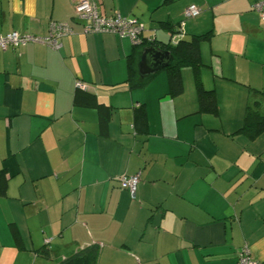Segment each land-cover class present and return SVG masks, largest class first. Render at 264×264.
Returning <instances> with one entry per match:
<instances>
[{
    "label": "crops",
    "instance_id": "0c3cea01",
    "mask_svg": "<svg viewBox=\"0 0 264 264\" xmlns=\"http://www.w3.org/2000/svg\"><path fill=\"white\" fill-rule=\"evenodd\" d=\"M79 1L0 0V35L46 36L67 22L75 31L58 50L0 51V264H59L89 247L95 264H236L244 245L264 264V132L250 140L237 131L254 91L264 94L258 0H92L101 16L133 18L143 39L162 43L170 32L159 23L176 26L186 7L199 8L182 32H210L198 77L216 114L196 113L189 68L178 96L167 95L164 72L130 88L132 42L83 35ZM139 106L144 134L134 127ZM137 174L131 199L117 179Z\"/></svg>",
    "mask_w": 264,
    "mask_h": 264
},
{
    "label": "trees",
    "instance_id": "16d2710c",
    "mask_svg": "<svg viewBox=\"0 0 264 264\" xmlns=\"http://www.w3.org/2000/svg\"><path fill=\"white\" fill-rule=\"evenodd\" d=\"M123 18H127V17H123ZM127 19H131L137 22V20L133 18H127ZM183 22L184 19L182 17V21L173 27L166 22L159 23L162 27L167 29L168 32H170L169 40L165 43L157 42L155 41V39L154 40L143 39L141 34L140 44L134 45L133 50L126 57V68H127L126 83L132 89L142 88L158 74L156 73L149 77H142L138 74V70H137V65L141 53L143 52L144 49L153 46L158 51L167 53L169 57L168 65L160 71V72H164L167 77V83H168L167 95L170 97H175L181 94L183 88H182V80L180 73L182 69L189 68L192 70L194 75V85H195L196 98H197L196 113L216 114L217 104L214 97V93L211 90L204 89L198 77V72L201 67L199 47L202 42L209 40L210 32H207L202 35H195V36H191L190 38H186L185 34L182 32ZM172 39H174L173 42ZM254 95H257L259 97L255 99L256 101H254L252 106L257 107V105L260 102L259 98L263 99L264 94L254 91ZM75 102L77 103L78 100L75 99ZM84 105L89 107L97 106L98 110L101 113L100 121L104 126L106 123L105 119H107V117L102 114L103 113L102 107L100 105H96L93 101L86 102L84 103ZM253 107L251 106L246 107L243 123L241 127L237 130L238 132L244 134L250 140L257 138L264 132V113L260 114V112L257 109H253ZM134 127L136 128V131L140 134H144L146 131V117L142 106H139L135 110ZM6 182H7V178L4 171L0 170V197L5 195V189L7 184ZM38 252L43 256H48L47 250L44 251L39 250ZM96 258H97V249L95 247H89L64 259L59 264H95Z\"/></svg>",
    "mask_w": 264,
    "mask_h": 264
},
{
    "label": "built area",
    "instance_id": "2783aa9c",
    "mask_svg": "<svg viewBox=\"0 0 264 264\" xmlns=\"http://www.w3.org/2000/svg\"><path fill=\"white\" fill-rule=\"evenodd\" d=\"M251 9L256 12L262 22H264V0L255 1ZM200 9L195 5L186 7L182 12L184 20L196 17ZM74 19L83 22L80 32L85 35L111 34L120 38L129 39L133 45L140 44L143 25L134 20L123 18L119 15L112 17L101 16L96 4L92 0H81L73 8ZM182 25V24H181ZM75 33L69 22L51 23L49 33L46 36H35L29 34H19L10 32L6 35H0V51L25 47L28 44L44 45L51 50H58L61 47L60 40ZM180 36V35H179ZM174 39H172V42ZM78 89H84V86L77 84ZM119 187L128 192L131 199L135 198L139 175H122L117 179ZM48 243V240H45ZM236 264H259L252 259L247 246H243L236 255Z\"/></svg>",
    "mask_w": 264,
    "mask_h": 264
},
{
    "label": "water",
    "instance_id": "95a60500",
    "mask_svg": "<svg viewBox=\"0 0 264 264\" xmlns=\"http://www.w3.org/2000/svg\"><path fill=\"white\" fill-rule=\"evenodd\" d=\"M169 57L167 53L160 52L153 46L143 50L140 55L137 70L142 77H149L159 73L168 65Z\"/></svg>",
    "mask_w": 264,
    "mask_h": 264
},
{
    "label": "rangeland",
    "instance_id": "374dc122",
    "mask_svg": "<svg viewBox=\"0 0 264 264\" xmlns=\"http://www.w3.org/2000/svg\"><path fill=\"white\" fill-rule=\"evenodd\" d=\"M134 46V45H133Z\"/></svg>",
    "mask_w": 264,
    "mask_h": 264
}]
</instances>
